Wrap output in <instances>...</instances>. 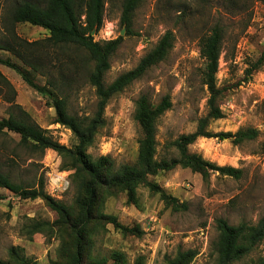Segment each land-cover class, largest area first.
<instances>
[{
  "label": "rangeland",
  "instance_id": "obj_1",
  "mask_svg": "<svg viewBox=\"0 0 264 264\" xmlns=\"http://www.w3.org/2000/svg\"><path fill=\"white\" fill-rule=\"evenodd\" d=\"M22 0H1L0 43L13 39L15 30L28 41L45 39L49 33L30 23H12V13ZM102 29L94 32L95 40L123 36L124 40L111 59L106 84L135 68L153 50L162 36L172 30L176 36L168 57L114 96L105 110V124L98 130L88 152L93 158L110 156L119 168L136 164L141 131L135 119L136 102L142 95L157 104L170 94L173 106L156 124L157 160H170L178 155L173 140L193 132L198 120L208 112L209 90L204 83L205 60L200 52V37L215 24L225 28L223 53L218 71V86L223 88L221 101L225 117L211 122L213 132L256 127L255 140L236 144L231 139L200 138L190 146L192 152L219 165L242 170L240 178L212 172L208 178L190 168L176 167L151 175L169 194L187 209L175 211L167 206L160 193L141 185L139 201L130 203L125 193L106 199L103 210L117 215L129 227L140 226V235L123 234L111 223L99 228L93 253L115 263L112 252L124 253L130 264L139 257L145 264H166L180 250L194 249L191 264H217L219 230L217 220L233 225L256 224L264 216V65L254 64L264 52V3L262 0H238L233 9L224 0H142L128 31L120 22L124 0H106ZM235 8V7H234ZM236 10L237 13H232ZM125 28V29H124ZM125 30L124 34L122 32ZM7 44V43H6ZM0 56L20 61L10 52ZM56 54H42V62L59 83L57 97H66L69 111L80 117H92L97 110L96 89L89 83L88 70L69 71L63 80L57 73ZM1 72L13 87L0 81V119L29 114L31 120L46 129L55 140L68 147L77 140L68 127L56 122V109L48 99L32 88L15 70L0 64ZM69 81V82H68ZM72 160L52 149L46 152L21 143L18 133L0 132V171L25 188H38L43 181L45 191L68 205L80 197V184L75 180ZM58 214L44 199H24L0 186V259H10L12 246L39 264H51L59 258L65 239L56 234H30L34 220L55 221ZM264 257V242L238 264H256Z\"/></svg>",
  "mask_w": 264,
  "mask_h": 264
},
{
  "label": "trees",
  "instance_id": "obj_2",
  "mask_svg": "<svg viewBox=\"0 0 264 264\" xmlns=\"http://www.w3.org/2000/svg\"><path fill=\"white\" fill-rule=\"evenodd\" d=\"M142 0H124L120 18L122 25L130 31L136 9ZM264 3V0H262ZM1 2V0H0ZM229 7L236 9L238 0H224ZM106 0H22L15 6L12 23H30L45 28L49 35L43 40L28 41L13 33V39L7 44L0 43V50L14 55L20 63L11 58L0 56V64L15 69L23 79L56 109V122L73 132L77 142L71 147L55 140L47 130L31 120L29 114L16 115L0 119V132L3 130L18 133L21 143L34 149L46 152L52 149L72 160L75 180L80 184V197L75 205H68L48 194L43 181L38 188H25L14 182L8 174L0 171V186L19 194L24 199L42 198L58 214L51 222L34 220L30 234L37 232L56 234L65 239L59 250V258L51 264H107L108 258L93 253L95 235L99 228L113 224L123 234L140 235V226L124 225L117 215L104 212L103 206L108 197L125 193L130 203L139 201L138 189L141 185L148 186L152 191L161 194L167 206L175 211L187 209L158 183L149 179L151 175L170 171L180 166L190 168L201 174L205 179L212 172L240 178L242 170L231 165H219L205 159L201 154L192 152L190 146L200 138L231 139L236 144L255 140L260 135L256 127L240 128L236 132H213L209 129L212 121L225 117L221 106L223 88L218 86V71L223 53L225 28L215 24L207 33L200 37V52L205 60L204 83L209 90L207 102L208 112L198 120L193 132L180 135L172 145L178 155L170 160H157L156 134L157 121L173 106L170 94L165 95L157 104L142 95L136 102L135 119L141 131L140 147L136 164H123L115 167L110 156L93 158L88 152L93 145L98 130L105 124V110L110 100L123 92L135 80L142 78L151 68L164 61L175 42V34L168 30L157 46L147 53L138 65L118 76L112 83L106 84L105 76L111 68V59L120 48L124 37L118 36L110 40L97 41L94 32H99L105 21ZM235 7V8H234ZM237 13L236 10H231ZM56 54L57 73L61 79L69 77V71L88 70L89 83L96 89L98 98L97 110L92 117H80L69 111L66 97H57L55 92L59 83L52 78L54 74L42 62V54ZM264 65V52L254 64L258 69ZM0 81L13 87L8 78L0 70ZM69 82V81H68ZM264 105V101H263ZM264 111V110H263ZM220 236L217 242V264H238L249 256L259 244L264 242V216L256 223L241 222L238 225L226 219L217 220ZM23 248L12 246L10 259L1 260L0 264H39L26 256ZM197 255L194 249L180 250L166 264H191ZM117 264H130L124 253L112 252ZM135 264H145V258L139 257ZM256 264H264V257Z\"/></svg>",
  "mask_w": 264,
  "mask_h": 264
},
{
  "label": "water",
  "instance_id": "obj_3",
  "mask_svg": "<svg viewBox=\"0 0 264 264\" xmlns=\"http://www.w3.org/2000/svg\"><path fill=\"white\" fill-rule=\"evenodd\" d=\"M125 29V28H124ZM125 30L122 32V34H124Z\"/></svg>",
  "mask_w": 264,
  "mask_h": 264
}]
</instances>
